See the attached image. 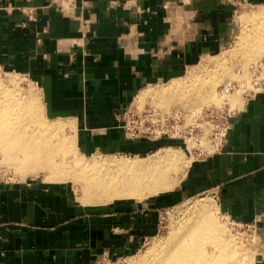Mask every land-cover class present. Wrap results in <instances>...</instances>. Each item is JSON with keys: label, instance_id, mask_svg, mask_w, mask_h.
Masks as SVG:
<instances>
[{"label": "crops", "instance_id": "1", "mask_svg": "<svg viewBox=\"0 0 264 264\" xmlns=\"http://www.w3.org/2000/svg\"><path fill=\"white\" fill-rule=\"evenodd\" d=\"M233 1L61 0V10L52 0H0V62L33 80L50 115L77 124L81 151L148 154L162 143L128 136L116 114L221 48L239 5L264 3ZM65 187L0 179V264H90L117 237V250L128 247L141 207L86 210ZM207 192L223 215L254 228L262 244L253 264H264V83L174 199Z\"/></svg>", "mask_w": 264, "mask_h": 264}, {"label": "rangeland", "instance_id": "2", "mask_svg": "<svg viewBox=\"0 0 264 264\" xmlns=\"http://www.w3.org/2000/svg\"><path fill=\"white\" fill-rule=\"evenodd\" d=\"M263 6L264 3L259 6L239 5L236 8L237 11L232 14V24H229V29L227 30L228 36L225 39L226 43L221 48H216L217 50L215 48L207 50L202 60L199 62H192L184 75L166 83L149 86L137 96L135 103L140 108L144 107L145 104L151 103L164 112L180 110L194 113L195 115L193 118L189 120L191 124L195 123V119L200 115L202 108L220 106L225 102L229 104L231 110L241 106L245 97L254 92L260 86V83L264 81V33H262L264 32V24H261L264 22L262 21L264 20ZM260 10L263 12V15ZM250 15L255 18L252 17V19H250ZM248 19L251 21L248 22ZM247 23L249 25H247ZM261 43L263 44L260 45ZM4 65L5 64L0 62V82H2L0 83V89L18 88L17 90H19V92L21 90L27 92V100L31 97L33 100L37 101V103L34 101V105L37 106L36 113H38V123L46 121L47 124H63L66 142L79 157L82 155L86 159L97 161L98 166H102L112 161L128 160L144 162L162 154L171 153L172 151L178 155L180 169L176 176L181 180L188 173L190 165L195 160L199 159V156H197L194 151L195 145L197 146L194 138L189 139L188 137L184 138L181 136L169 137L168 135L159 137L155 134H147L146 137H142L162 143L148 154H141L139 156L130 154H86L79 149L77 124L71 119L50 115L49 111L46 110L47 108L41 97L39 88L33 80L21 70L9 67L6 68ZM227 81L236 83L237 87L233 92L225 96L226 99H223L218 96V88ZM20 87L22 88L21 90ZM209 95L211 97L214 96V98H211ZM200 123L204 130L208 132V124L202 121ZM58 134L63 135V131H60ZM206 144V141L203 139L202 145ZM153 155L155 157H153ZM3 158L4 155L0 153V179L14 181L44 180L53 185L56 184V186H66L71 193L70 197L72 200L80 207L86 208V210L89 209L92 211L97 208L115 210L121 207L127 208V210H134L141 207L137 213L138 230L137 233L135 231L132 233L129 231L131 234H128V247L124 250H117V245L121 243L117 237L111 242V245L114 246V250L107 252L90 264H135L138 259L142 260L145 257L148 258L150 256V253H147L148 250L151 252L154 246L160 247L158 246L159 244L166 243L169 240L171 237L170 235L173 233L172 230H175L176 224H178V221L182 218L183 214H185L189 205L203 198L212 203L216 216L220 224L224 225L228 235H232V237L235 238V242H238L241 248L245 247L246 251H248L247 253L245 251V255L242 256L245 257L243 259L244 261L234 260L232 264H253L255 260L259 258L258 253L261 250L260 245L262 244L260 236L250 225L238 224L229 217L223 215L216 205L214 196L210 192L187 197L179 201L174 199L175 191L178 189V186H180L181 180L175 189L157 195L146 194L140 200L125 199L109 203L90 204L83 198L84 191L82 190L81 180L76 181L71 177L73 172H68L71 173V175L68 173L66 176L61 175L63 178H60L61 176L58 174L57 178L59 179L57 180V172H55L53 176L43 167L41 169L40 165H33L37 166L36 170L40 171H35L36 173L28 171L27 173L20 167L10 165V163H7V160ZM54 159L55 161H59L60 159L63 160L64 157L61 154H56ZM64 163L67 164L68 160H65ZM113 237H115V235ZM209 246L210 245H207V248Z\"/></svg>", "mask_w": 264, "mask_h": 264}, {"label": "bare ground", "instance_id": "3", "mask_svg": "<svg viewBox=\"0 0 264 264\" xmlns=\"http://www.w3.org/2000/svg\"><path fill=\"white\" fill-rule=\"evenodd\" d=\"M260 12L263 13L261 10ZM252 17L254 16L250 19ZM250 21L248 19V22ZM17 89H0V153L10 165L20 167L27 173L40 171L36 170L37 166H33L40 165L41 169L43 167L53 176L57 172V180L58 174L66 176L71 171L74 180H81L83 198L90 204L125 199L140 200L146 194L157 195L179 185L181 179L176 176L180 169L178 155L172 151L162 155L159 153L160 156L157 157L153 155L155 158L144 162L112 161L102 166L82 155L79 157L66 142L64 125L47 124L46 121L38 123L37 106L34 105L37 101L31 97L32 100H27V92L22 91L21 87L22 92ZM60 131H63V135L58 134ZM56 154H61L64 159L55 161ZM65 160H68L67 164L64 163ZM172 232L166 243L159 244L160 247L154 246L151 252L148 250L150 258L138 259L139 261L134 263L232 264L234 260L245 258L242 256L245 255L246 248H241L235 238L228 235L224 225L220 224L212 203L207 199L191 203ZM207 245H210V248H207Z\"/></svg>", "mask_w": 264, "mask_h": 264}, {"label": "built area", "instance_id": "4", "mask_svg": "<svg viewBox=\"0 0 264 264\" xmlns=\"http://www.w3.org/2000/svg\"><path fill=\"white\" fill-rule=\"evenodd\" d=\"M52 1L59 5L61 10L64 8L61 0ZM228 1L234 2L233 0ZM263 83L264 81L260 83V86ZM236 87V83L227 81L218 88V96L226 99L225 96L233 92ZM135 100L123 111L116 114L119 127L124 130L125 134L133 138L146 137L147 134H155L159 137L168 135L169 137L194 138L197 143L194 151L199 159H205L221 150L230 129L231 118L237 109L231 110L227 102L220 106L205 107L195 119V123L191 124L189 120L193 118L194 113L180 110L164 112L151 103L140 108ZM199 121L208 124V132L204 130ZM203 139L206 141V145H202Z\"/></svg>", "mask_w": 264, "mask_h": 264}]
</instances>
